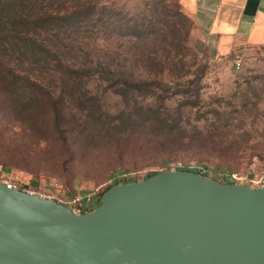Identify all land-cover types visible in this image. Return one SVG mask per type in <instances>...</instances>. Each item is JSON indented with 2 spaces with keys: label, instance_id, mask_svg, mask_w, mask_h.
<instances>
[{
  "label": "rangeland",
  "instance_id": "rangeland-1",
  "mask_svg": "<svg viewBox=\"0 0 264 264\" xmlns=\"http://www.w3.org/2000/svg\"><path fill=\"white\" fill-rule=\"evenodd\" d=\"M153 1L108 0L129 14L146 12ZM194 31L191 51L184 57L189 71L172 76L169 95L132 102L137 112L146 104L161 108L168 120L164 127L132 114L120 96L96 82L89 89L99 96L97 114L126 111L123 120L135 123L130 129L122 120L113 130L98 132L92 116L75 101L58 103L60 87L52 89V100L20 105L12 95L15 88L0 82V180L51 198L77 214L87 205L96 209L101 193L119 178L141 181L150 173L180 168L227 177L232 184L263 186L264 49L217 58ZM245 99L258 105L256 113L238 125L217 128L214 110L237 117L234 110ZM175 121H180L179 128Z\"/></svg>",
  "mask_w": 264,
  "mask_h": 264
},
{
  "label": "water",
  "instance_id": "water-1",
  "mask_svg": "<svg viewBox=\"0 0 264 264\" xmlns=\"http://www.w3.org/2000/svg\"><path fill=\"white\" fill-rule=\"evenodd\" d=\"M0 264H264V185L164 171L77 214L0 180Z\"/></svg>",
  "mask_w": 264,
  "mask_h": 264
},
{
  "label": "trees",
  "instance_id": "trees-1",
  "mask_svg": "<svg viewBox=\"0 0 264 264\" xmlns=\"http://www.w3.org/2000/svg\"><path fill=\"white\" fill-rule=\"evenodd\" d=\"M196 28L180 0H154L146 12L132 14L108 0H0V82L15 88L12 95L20 105L52 100L56 94L52 89L60 87L58 103L75 101L92 116L91 125L107 133L121 124L126 111L98 115L99 96L89 89L96 82L120 96L132 114L164 127L168 120L161 108L146 104L137 112L132 102L169 95L171 79L189 71L184 57L191 51L189 38ZM257 109L249 99L237 104V117L216 108V126L238 125ZM130 124L124 121L122 126L130 129L135 123ZM173 124L180 127V121ZM178 170L210 177V172L197 169ZM213 179L233 183L227 177ZM129 182L133 181L117 179L101 193L97 207L109 189ZM93 210L87 205L81 213Z\"/></svg>",
  "mask_w": 264,
  "mask_h": 264
},
{
  "label": "crops",
  "instance_id": "crops-1",
  "mask_svg": "<svg viewBox=\"0 0 264 264\" xmlns=\"http://www.w3.org/2000/svg\"><path fill=\"white\" fill-rule=\"evenodd\" d=\"M194 36L217 58L264 49V0H180Z\"/></svg>",
  "mask_w": 264,
  "mask_h": 264
},
{
  "label": "built area",
  "instance_id": "built-area-1",
  "mask_svg": "<svg viewBox=\"0 0 264 264\" xmlns=\"http://www.w3.org/2000/svg\"><path fill=\"white\" fill-rule=\"evenodd\" d=\"M240 58L241 57L239 55L236 56L237 67H240Z\"/></svg>",
  "mask_w": 264,
  "mask_h": 264
}]
</instances>
